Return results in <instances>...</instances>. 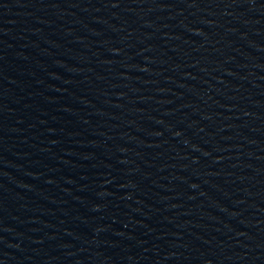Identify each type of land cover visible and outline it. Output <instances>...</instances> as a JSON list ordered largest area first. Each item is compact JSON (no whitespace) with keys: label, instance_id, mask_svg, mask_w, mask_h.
I'll list each match as a JSON object with an SVG mask.
<instances>
[{"label":"water","instance_id":"obj_1","mask_svg":"<svg viewBox=\"0 0 264 264\" xmlns=\"http://www.w3.org/2000/svg\"><path fill=\"white\" fill-rule=\"evenodd\" d=\"M0 264H179L142 0H0Z\"/></svg>","mask_w":264,"mask_h":264}]
</instances>
